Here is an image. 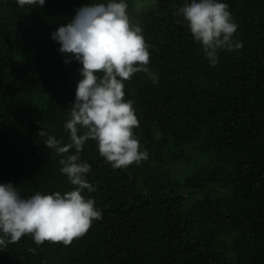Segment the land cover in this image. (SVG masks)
I'll return each mask as SVG.
<instances>
[{
	"label": "trees",
	"instance_id": "obj_1",
	"mask_svg": "<svg viewBox=\"0 0 264 264\" xmlns=\"http://www.w3.org/2000/svg\"><path fill=\"white\" fill-rule=\"evenodd\" d=\"M0 0V183L25 198L73 186L44 130L63 144L82 65L66 64L52 34L89 3ZM149 45V72L125 82L148 158L113 168L95 140L79 153L102 218L71 245L31 236L0 264H264V0H221L239 50L210 61L178 10L191 0H125ZM155 80V83L153 82ZM83 134V130H81Z\"/></svg>",
	"mask_w": 264,
	"mask_h": 264
},
{
	"label": "clouds",
	"instance_id": "obj_2",
	"mask_svg": "<svg viewBox=\"0 0 264 264\" xmlns=\"http://www.w3.org/2000/svg\"><path fill=\"white\" fill-rule=\"evenodd\" d=\"M45 2L17 0L21 8ZM127 9L125 0L89 3L52 34L61 45L59 52L68 57L64 62L74 59L82 65L81 79L64 125L70 142L63 144L44 130L38 135L47 136L44 145L59 155L76 150L59 161L61 173L75 187L63 194L37 192L25 198L13 184L0 183V250L24 236H31L37 245L47 241L68 246L102 218L94 199L83 195L85 189L95 190L86 179L90 165L79 162L86 141L95 140L100 156L113 168L138 165L148 158L134 132L140 121L134 101L125 99V82L138 72H149L150 51L142 28L132 23ZM176 15L184 18L212 67L218 63V50L243 47L233 40L239 25L221 0H191Z\"/></svg>",
	"mask_w": 264,
	"mask_h": 264
}]
</instances>
